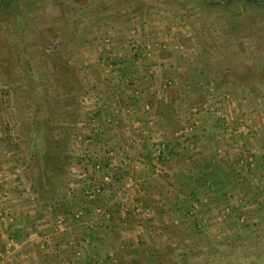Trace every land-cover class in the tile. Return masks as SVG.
Segmentation results:
<instances>
[{
	"label": "rangeland",
	"instance_id": "1",
	"mask_svg": "<svg viewBox=\"0 0 264 264\" xmlns=\"http://www.w3.org/2000/svg\"><path fill=\"white\" fill-rule=\"evenodd\" d=\"M185 2L182 16L172 10L177 2L169 10L163 0H17L3 17L19 16L28 27L17 49L13 31L3 29L7 47L0 48V264H26L23 247L42 255L73 247L81 259L78 238L60 240L69 221L79 232L115 227L110 233L122 238L85 264H172L184 251L212 252L257 230L264 212V5L246 9L232 0L223 10ZM29 114L40 125L49 118L47 132L28 135ZM202 152L210 163L199 164ZM56 157L59 177L47 182ZM192 157L196 176L214 174L244 194L231 192L202 210L198 176L169 189L182 195L146 194L170 162ZM263 245L248 248L257 255ZM122 248L139 260H123Z\"/></svg>",
	"mask_w": 264,
	"mask_h": 264
},
{
	"label": "crops",
	"instance_id": "2",
	"mask_svg": "<svg viewBox=\"0 0 264 264\" xmlns=\"http://www.w3.org/2000/svg\"><path fill=\"white\" fill-rule=\"evenodd\" d=\"M147 69L149 70V67H147ZM149 74L148 77H152V72H147ZM207 147H209V145H203L201 148H203V152H205L207 150ZM203 152L199 155V159L201 161H199L200 163L203 164H207L208 162L210 163V157L208 156V153H204ZM203 160V161H202ZM204 161H206L204 163ZM197 167V163L195 164L193 161V157L192 158H182L181 160H174L172 162H170L167 165V173L166 175L163 176L162 179L157 180L159 181L160 185H157L156 189V184L157 181H154L153 184H151V186L147 189L146 194L148 195H152V196H158L160 195L162 192L164 196H170L172 194H175L174 196H178L179 194L182 195V193H176L173 191H169V189L171 188H178L181 185L185 184V181H190V180H196L197 176L199 179V205H200V209L202 210H207V209H212L211 207H213L214 201H225L224 198L229 195L231 192H234V190H231L234 187V182L231 185V187L226 188L224 183L220 177L213 175H207V176H203V175H195L196 172H198L196 169ZM229 183L227 185H230V180H228ZM234 181V180H233ZM167 187H169L167 189V191L163 190L164 188L166 189ZM191 187V186H189ZM234 193H236V196H241V194H244L243 190H236ZM177 194V195H176ZM184 195V194H183ZM180 199V197H178ZM189 199H186L184 201H182V197L180 199L179 202L182 203V206L185 207L186 204H190ZM166 202V201H165ZM164 203V202H163ZM156 204V203H155ZM154 203L151 204V206H153L154 210H161V204L160 205H155ZM214 208V207H213ZM163 210V208H162ZM161 210V211H162ZM213 210V209H212ZM211 210V211H212ZM159 211V212H161ZM123 221V220H121ZM250 221H252V219L250 218ZM159 222V224L162 223L163 225V220H157V223ZM70 225L68 226V230L66 231L65 234H63L60 237L61 243L64 241H66V238H68V236H73L78 238L77 241L78 242V248L82 247L83 248V255L82 258H75L74 254H75V248L70 247V248H64V250L60 251L61 249H59L57 253L55 252H50L47 255H42L39 254L36 250L32 249V247H30L29 249H27L26 247H23V249L21 250V255H24L30 264H47L50 261H60V260H64L67 261L70 264H85L84 259H86L87 257H102L105 255V253L107 252L106 249L108 248V246L110 245V247L112 246H116V243L120 242L122 238H120V235L118 233L113 234L110 233L109 230L115 228V227H109L105 230L101 227H95L92 230H83L82 232L78 231V228H80V226L78 225V223L76 221H69ZM115 224V225H114ZM112 226H118V228L122 227V223L120 224V222H117L114 220V223L112 224ZM81 233V234H80ZM60 243V241H59ZM83 245V246H82ZM119 245V244H118ZM118 250H121L120 248H117ZM123 253H119L123 258V260H139L140 258V254L133 255L132 253H129L128 250L123 249ZM129 253V254H128ZM20 256V257H23ZM135 258V259H134ZM26 260V264H29L28 261ZM121 260V259H120ZM124 264V262H123Z\"/></svg>",
	"mask_w": 264,
	"mask_h": 264
},
{
	"label": "trees",
	"instance_id": "3",
	"mask_svg": "<svg viewBox=\"0 0 264 264\" xmlns=\"http://www.w3.org/2000/svg\"><path fill=\"white\" fill-rule=\"evenodd\" d=\"M7 0H0V7H4L6 4ZM17 0H13L11 4H9L7 6V8L5 9V11H0V48L3 51L7 46H1L3 42H6V37L5 36V29L8 30H12L13 33H11L10 38L12 39L11 42L16 43L15 48H22V45H25L24 41L21 39V37L24 34V30L28 27L27 24L25 22H23L21 20V17L19 16H15L13 18V20H9V22H7L5 20V17L8 13H10V11L12 10V8L14 7V4L16 3ZM157 1H162V0H157ZM164 3L167 5V8L169 10H171L172 8L169 6L170 4H172V2H177V8L173 7L172 10L174 11H178L181 12V15L183 16V13L186 12L187 10H185V0H163ZM200 2V7L204 8V9H211L213 8L212 5L206 4L203 0H199ZM240 2L243 3V7L246 9H257L255 5H257V2H263L264 0H239ZM224 2L227 4V0H224ZM169 4V5H168ZM102 7L107 10L108 7L106 5L102 4ZM220 7L223 10H226L229 6L228 5H220ZM104 9H102V11H104ZM206 11V10H205ZM204 11V12H205ZM11 26V27H10ZM4 29V30H3ZM19 40V41H18ZM59 40V39H58ZM58 45L57 47H53L52 50H54V52H59V50L61 49L60 47V41H58ZM42 47H44V54H46V52L49 53V50H47L48 46L43 45ZM41 50V49H40ZM43 51V50H42ZM39 50L36 51L35 53L38 54ZM52 52V51H51ZM21 53L24 54V56L21 58V62L23 61V67L25 68L24 71L26 72L27 76L29 79H33L34 77V68H30V63L28 60V56L26 55L25 51H22ZM18 58V57H17ZM39 61H42V59H38ZM44 60H47L46 58ZM19 61V59H18ZM17 61V59L11 61L12 66H18L19 67V62ZM264 65V64H263ZM56 67V66H55ZM24 72V73H25ZM11 74H14V72L12 71ZM20 74L23 75L22 71L20 72ZM65 76V75H64ZM262 76V77H261ZM260 79L264 80V71H262L259 75ZM61 78L63 79V75L61 76ZM32 84V83H31ZM13 92L16 93L18 92V89L16 90V88H13ZM17 101H20L17 99ZM36 106L33 105V103L29 102L27 103V110L31 111L33 109H35ZM26 119L28 121H26L25 125H26V129L25 132H27V134L29 135L31 132L34 133H39L40 135L44 134L45 132H47V129L44 128V126H47V124L49 125V118L41 120L39 122H42L41 125L38 124V121L36 120H32L31 115L29 114L28 117L26 116ZM62 153L60 154L61 157ZM47 158V157H46ZM59 161L56 157V163L54 162L55 165V171L52 170V172H50L47 182H52L55 181L56 178L59 177L58 171H59ZM264 211V210H263ZM257 226V230L254 231V233H252L247 239L245 240H239L236 242V244H234V242H228V243H219V245L216 247L215 250H213L212 252H210L209 250H207L205 247L199 249V253L195 254L194 251H190L188 250L187 254L184 251V253H182V255L178 256V257H174L177 258L176 261H172V264H264V245L263 247H261L258 251V254H251L252 250L249 251V246L251 247V243L253 241H258L261 242V244H264V212H263V216L261 221L256 225ZM179 250H183L184 248L179 246L178 247ZM187 250V248H186Z\"/></svg>",
	"mask_w": 264,
	"mask_h": 264
},
{
	"label": "water",
	"instance_id": "4",
	"mask_svg": "<svg viewBox=\"0 0 264 264\" xmlns=\"http://www.w3.org/2000/svg\"><path fill=\"white\" fill-rule=\"evenodd\" d=\"M12 1L13 0H7L5 6L4 7H0V11H4L7 8V6L12 3ZM203 1L206 4L215 5L216 6V5H228L232 0H227V4L224 1H222V2H215V1H212V0H203ZM250 1H252V0H250ZM256 4L257 5H264V1L263 2H257Z\"/></svg>",
	"mask_w": 264,
	"mask_h": 264
}]
</instances>
